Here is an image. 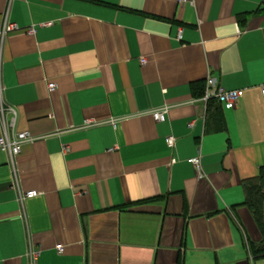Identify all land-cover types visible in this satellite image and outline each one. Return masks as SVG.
<instances>
[{
  "label": "crops",
  "instance_id": "obj_1",
  "mask_svg": "<svg viewBox=\"0 0 264 264\" xmlns=\"http://www.w3.org/2000/svg\"><path fill=\"white\" fill-rule=\"evenodd\" d=\"M262 85L264 0H0V135L35 138L0 150V264H264Z\"/></svg>",
  "mask_w": 264,
  "mask_h": 264
},
{
  "label": "built area",
  "instance_id": "obj_2",
  "mask_svg": "<svg viewBox=\"0 0 264 264\" xmlns=\"http://www.w3.org/2000/svg\"><path fill=\"white\" fill-rule=\"evenodd\" d=\"M179 2H186L187 0H178ZM11 28H14L13 25H5L3 28V33ZM33 31V28H30ZM180 37V33L178 35ZM144 62V59H141ZM49 90L55 88L53 82L48 83ZM241 91L239 89H224L219 85L217 78L213 76H208L204 81L203 93L200 97L204 102H207L210 99H214L223 109H232L234 108L240 98ZM261 95L264 100V85L261 86ZM166 108L157 109L152 111V116L157 121H163L165 118ZM35 138L28 135L26 132H16L12 136H9L7 131L4 130L0 135V150L7 152L11 158L16 156L20 152V147L25 142H32ZM175 138L173 136H167L165 142L168 146L172 147L174 145ZM187 161L193 166L198 177L203 176L202 164L199 156L188 158ZM38 195L37 191H28L26 193H20L18 199L23 201L27 197H34ZM56 250L61 253L63 252V246L58 244L55 246Z\"/></svg>",
  "mask_w": 264,
  "mask_h": 264
},
{
  "label": "trees",
  "instance_id": "obj_3",
  "mask_svg": "<svg viewBox=\"0 0 264 264\" xmlns=\"http://www.w3.org/2000/svg\"><path fill=\"white\" fill-rule=\"evenodd\" d=\"M204 83L200 84L199 96H202ZM220 105L214 100L207 101V123L209 130L223 129L224 120L220 112ZM264 167L261 168L258 177L243 181L244 200L240 204L246 205L252 210L254 221L261 233L262 240L259 243L248 241L251 253L257 257H264V220L262 213V200L264 198Z\"/></svg>",
  "mask_w": 264,
  "mask_h": 264
}]
</instances>
